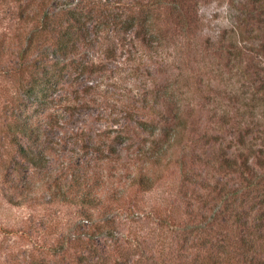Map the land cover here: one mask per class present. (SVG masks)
<instances>
[{"label":"rangeland","instance_id":"1","mask_svg":"<svg viewBox=\"0 0 264 264\" xmlns=\"http://www.w3.org/2000/svg\"><path fill=\"white\" fill-rule=\"evenodd\" d=\"M35 1L0 0V264L188 261L190 254L182 259L177 256L172 228L157 223L160 217L169 219L167 215L173 221L185 217L187 208L176 169L155 167L158 180L148 190L130 186V178L149 165L141 151L149 147L151 136L138 122L155 120L164 89L183 108H191L193 117L205 127L201 104L220 91L221 108L231 114L246 102L232 94L246 86L245 78L231 62L226 64L225 55L220 61L199 49L200 45L186 44L192 35L183 38L161 17L151 16L161 43H152L149 49L137 34L140 27L130 30L120 46V33L106 30L97 38L90 22L87 27L93 45L81 49L84 54L76 57V62L87 67L82 74L74 66L68 69L57 90L49 93L50 106L38 107L32 98L23 97L16 73L25 35L32 27L17 14L20 8L31 13ZM115 1H120L116 10L124 6L125 13L126 6L135 15L141 9L142 0ZM253 1L261 4V14L249 12ZM194 8L198 40L225 34L237 23L239 30L250 31L238 35L244 50L255 49V42L264 47V0H197ZM43 38L39 35L31 43L26 64L37 62L33 51ZM107 47L115 49L109 59L104 55ZM255 51L259 68L251 77L257 87L259 79L264 85V54ZM20 79L27 80V72ZM145 99L152 109L139 110ZM260 100L263 106L257 101L254 115L264 127V102ZM209 102V108L215 105ZM24 121L41 132L42 168L21 159L11 143L12 138L23 143L14 124ZM94 194L102 200L98 207H94ZM100 229L103 234L96 233Z\"/></svg>","mask_w":264,"mask_h":264},{"label":"trees","instance_id":"2","mask_svg":"<svg viewBox=\"0 0 264 264\" xmlns=\"http://www.w3.org/2000/svg\"><path fill=\"white\" fill-rule=\"evenodd\" d=\"M74 1L36 0L31 13L19 9L17 18L32 24L27 37L25 35L26 45L20 50L16 72L20 74L18 86L23 97L32 98L38 107L46 109L52 101L49 93L57 90L68 69L74 66V70L82 74L87 65H80L76 57L93 45L87 27L90 22H93L91 33L96 37L106 30L120 33V46L130 30L140 27L137 34H141L139 38L149 49L152 43H161V37L152 28L151 16L161 17L169 20L183 38L192 35L186 44H198L199 49L220 61L225 55L226 64L231 62L246 81L245 87L232 94L246 102L230 114L221 108L220 91H214L209 101L215 105L209 108L208 100L201 104L207 118V126L202 127L193 117L191 108L187 105L183 108L173 99V93L163 89L162 97L157 96L162 102L155 120L138 122L151 136L149 147L141 151L149 165L130 178V186L148 190L158 180L155 167L172 165L176 169L182 202L187 208L185 217L173 221L167 215L169 219L160 217L157 223L161 227L170 226L174 231L178 258L190 254L188 261L178 264H264V127L254 115L257 101L263 106L260 98L264 102V85L259 79L260 86L254 87L255 78L251 77L259 66L255 50L263 55V44L255 42V49L244 50L239 45L241 37L238 35L250 31L244 27L245 30H239L237 23L225 34L198 40L199 22L194 8L197 0H142L136 15L130 13L128 6L126 13L124 6L116 10L120 1ZM253 2L249 12L261 14V4ZM39 35L44 38L33 51L37 62L26 64L31 43ZM114 50V47H107L105 57L112 58ZM23 72H27L25 81L20 79ZM138 108L152 109L146 99ZM14 127L24 139L23 143L11 139L20 158L33 168L45 166L43 148L38 145L41 135L38 128L28 121L15 123ZM227 135L230 137L226 138ZM189 184L193 185L192 189ZM186 188L189 195H186ZM101 204L100 196L94 194V207ZM106 232L111 236L110 230ZM96 233L103 234V231L100 229Z\"/></svg>","mask_w":264,"mask_h":264}]
</instances>
